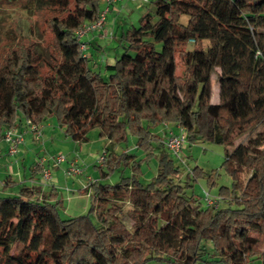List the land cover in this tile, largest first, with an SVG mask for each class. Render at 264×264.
<instances>
[{
  "label": "trees",
  "instance_id": "trees-1",
  "mask_svg": "<svg viewBox=\"0 0 264 264\" xmlns=\"http://www.w3.org/2000/svg\"><path fill=\"white\" fill-rule=\"evenodd\" d=\"M100 1L25 0L48 34L31 26L26 35L5 32L0 141L7 128L48 117L73 141H86L91 129L110 143L131 135L148 154L157 138L144 120L177 124L188 142L224 145L256 129L225 151L221 167L231 185L218 188L216 208L184 192L165 151L145 184L134 155L121 154L134 163L131 178L90 183L89 211L75 217L59 216L53 189L18 184L0 196V264H264V0H152L153 11L117 38L122 51L104 74L88 64L75 36L97 19ZM114 162L104 159L109 169ZM191 173L192 180L202 175L197 167Z\"/></svg>",
  "mask_w": 264,
  "mask_h": 264
},
{
  "label": "rangeland",
  "instance_id": "rangeland-1",
  "mask_svg": "<svg viewBox=\"0 0 264 264\" xmlns=\"http://www.w3.org/2000/svg\"><path fill=\"white\" fill-rule=\"evenodd\" d=\"M24 2L25 0H0V53L3 49V45L6 43L4 39L5 32L8 28H13L15 32H21L22 34L26 35L28 34L26 30L27 26H31L30 29L34 30V32H37V30L43 31L45 38H47L48 33L45 30L42 15H28L24 8ZM121 2L127 7L121 17V23L125 28L131 25L137 26L140 16L147 11H153L154 8L152 0H148L147 2H143L141 0H121ZM127 10H131V12L127 14ZM186 21L187 17L182 16L181 22L184 23ZM118 33H120V31L119 28L116 27L114 29V36L117 37ZM107 37L108 38L105 37L103 40H101L105 52L98 55L97 57L94 56V58L97 60L95 70L100 71L102 74H104V62H113L114 58L118 57L122 51L120 46L117 44L116 37L114 39L110 38V36ZM191 47L192 42L188 44L187 49H190ZM213 81L214 84L212 86L211 95L212 101H214V97H216L218 89L215 76H213ZM44 123L52 124L48 125L46 130L47 132H50V130L52 131V136L55 137V141H47L46 146L48 149H50V152L52 151L54 154L46 153L45 151L43 152L42 149V153L39 155L43 156L45 159H48L51 155L61 154L65 156L66 160L55 166V168L51 169L53 176L54 174L58 173L59 181H53L51 185L43 184L40 180V175H38V180L31 185L40 189L42 187L44 189L43 191L47 192H49L51 189L54 190L58 199L61 201L60 206L58 207V213L61 218L75 217L81 214H86L89 211V207L91 205L90 183L98 182L113 185L118 181L131 178L134 163L130 160L125 164V160L120 158L121 154L123 153L134 155L133 159L138 161V179L141 183L145 184L156 175L159 167L158 156L165 151L173 160L174 166L178 167L181 172L179 178H176V181L185 187L184 192L186 194H193L194 197L198 199L202 205H204L202 202V197L206 191L212 196H217V190L220 186L229 187L231 185L230 177L221 167L225 151H231L239 142H244L246 140V135L249 132L253 133L256 129L252 128L251 126L246 128L243 132L234 136L232 139L233 142L225 145L206 140H196L194 142H188L186 140L185 145L179 155H175L165 150V148H163V146H161L158 142L160 141L159 139H164V133L168 128L176 130L175 124L173 123H151L147 120L142 122V125L148 128L158 140H155V138L153 140L155 147L152 154H148V152L146 153L145 151L136 148L134 144L135 138L131 135L128 136L126 142L110 143L107 138L99 137L96 129H91L87 133L86 141L75 142L65 136L63 129L57 125L54 117H48ZM164 124H166V126ZM49 126H52L53 128H49ZM42 135L43 133L38 140L33 138L35 142L39 143L40 145V148H37V153H39L40 149L42 148ZM47 135H50V133H47ZM70 153L72 156H70ZM103 153L105 154V157H115L113 169H109L104 161L101 162L98 159V157ZM35 158L38 159L37 157ZM74 159L78 160L75 161L77 166L81 169V173L75 176L66 175L64 170L66 169L68 162ZM117 160H120V162L118 163ZM30 161L31 159L29 158V161L24 163L26 168L23 169V167H20L21 173L25 170L27 173L30 171ZM194 167L201 169L202 175L198 176L195 180H192L191 171ZM16 171L17 166H14L13 173H11L12 178L18 184H23V182L21 183L18 181L19 177L15 173ZM209 174H211L212 180L214 181L211 186H209L207 182V176ZM187 176L189 177L187 178ZM4 178L5 172L0 171V180ZM37 182H39L41 186L38 185ZM186 182H188V184ZM85 188L88 189L86 190ZM2 195L4 194L1 193L0 188V196ZM129 209L130 206L128 203L125 202L122 204V211L124 214L121 217L128 227L131 224V220L127 215V211ZM90 217L91 219H94V216L91 214ZM250 264H260V261L253 260L250 262Z\"/></svg>",
  "mask_w": 264,
  "mask_h": 264
},
{
  "label": "crops",
  "instance_id": "crops-1",
  "mask_svg": "<svg viewBox=\"0 0 264 264\" xmlns=\"http://www.w3.org/2000/svg\"><path fill=\"white\" fill-rule=\"evenodd\" d=\"M100 10L105 8L106 6V0H101L100 1ZM126 6H124V3L122 4L121 1H116L114 3H111L109 6V11L107 12L106 15V24H105V28L104 31H95V32H90L88 33L83 39H85L86 43H87V50H86V56L88 58V64L96 69V65H97V60L94 58V56H98L100 54H103L105 52L104 47L102 45V41L103 38H108L107 36H110V38L114 39L116 36H114V29L116 27L119 28L120 33H118V36L116 37V39L120 36V34L128 27H124L121 23V17L122 14L124 13V11L126 10ZM131 10H127V14L130 13ZM104 59V58H103ZM107 62H104V65ZM218 100V97L216 95V97H214V101L212 102H216ZM48 125H52V124H45L44 122L41 123L42 126V141H41V149L40 152L37 153V148H40L39 143L35 142V140L33 139V136L31 133L26 132L25 133V137H24V141L20 146L19 152L17 155H15L14 157H10L7 153H6V149H7V145L4 141L0 142V171H4L5 172V178L0 180V188H1V193H6V194H12L14 193V191L17 188L18 183L12 178L11 173H13V167L17 166V171L15 172L21 183L23 182V184H27V185H31L34 184L35 181L38 180V169L33 167V164L36 160L35 157H43L41 155H39L40 153H42V149L43 152L45 151L46 153H52V151L50 152V149L47 148L46 143L47 141L52 142L53 140L55 141V137L52 136V131L50 130V132H47L46 127ZM20 128H24V124L21 123V125L19 126ZM52 127V126H51ZM49 126V128H51ZM53 128V127H52ZM176 129V128H175ZM47 133H50V135H47ZM76 142V141H75ZM70 156L71 153H70ZM29 158L31 159L30 161V171L27 173L26 170L24 172L21 173V168L23 167L26 168L24 166V163H26L27 161H29ZM77 160V159H74ZM78 161V160H77ZM44 165L50 169L55 168V166H52V162L51 160L46 159L44 162ZM22 169V170H23ZM8 174V175H7ZM53 181H59V175L54 174L53 176ZM38 185L41 186V184L39 182H37ZM33 186V185H31ZM36 188V187H35ZM39 191H43L44 189L41 187L40 188H36Z\"/></svg>",
  "mask_w": 264,
  "mask_h": 264
},
{
  "label": "built area",
  "instance_id": "built-area-1",
  "mask_svg": "<svg viewBox=\"0 0 264 264\" xmlns=\"http://www.w3.org/2000/svg\"><path fill=\"white\" fill-rule=\"evenodd\" d=\"M121 0H106L105 8L99 11L98 17L94 21L84 22L75 30V36L79 41V49L82 52L83 56L86 55L87 43L83 39L88 33L95 31H104L105 23H106V13L109 11V6L111 3ZM143 2H147L148 0H141ZM166 126V124H164ZM176 130L168 128L164 133L163 144L166 150L169 153L179 155L182 148L185 145L186 141V130L179 126L175 125ZM29 131L32 133V136L35 140H38L42 134V126L41 124H36L31 120H25L24 128L10 127L4 131L2 141H4L7 145L6 153L10 156H14L19 151V146L24 141V133ZM98 159L103 162L105 159V154L103 153ZM45 158H38L35 160L33 165L34 169L38 168V172L40 175V180L43 184H52L53 183V175L51 169L44 165ZM48 160H51L52 166H57L60 163L66 160L65 156L61 154L51 155ZM66 175L75 176L81 173V169L77 166L75 160H71L68 162L66 169L64 170ZM220 197L212 196L209 192H205L202 197V202L207 207L216 208L219 204Z\"/></svg>",
  "mask_w": 264,
  "mask_h": 264
}]
</instances>
